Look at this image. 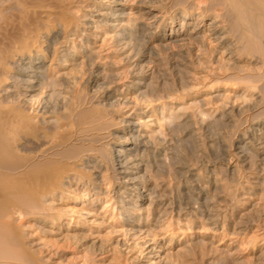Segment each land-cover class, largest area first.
Returning <instances> with one entry per match:
<instances>
[{
  "label": "rangeland",
  "instance_id": "1",
  "mask_svg": "<svg viewBox=\"0 0 264 264\" xmlns=\"http://www.w3.org/2000/svg\"><path fill=\"white\" fill-rule=\"evenodd\" d=\"M8 1L2 40L46 26L53 33L40 34L44 62L0 68V134L25 141H6L14 159L5 166L20 164L24 179L38 166H61L64 178L60 190L19 205L15 227L27 254L4 239L3 252L19 259L0 263L264 264V61L244 50L231 57L203 37L177 44L169 33L161 41L163 28L146 35L157 20L142 17L133 0L119 9L98 0ZM148 3L167 21L175 13L176 0ZM181 14L176 29L192 30L198 11L189 27ZM125 140L134 142L128 158L138 166L129 169L138 171L130 186L114 160Z\"/></svg>",
  "mask_w": 264,
  "mask_h": 264
},
{
  "label": "bare ground",
  "instance_id": "2",
  "mask_svg": "<svg viewBox=\"0 0 264 264\" xmlns=\"http://www.w3.org/2000/svg\"><path fill=\"white\" fill-rule=\"evenodd\" d=\"M4 1L6 0H0V21L4 23L5 19L7 20V16L5 15V11L6 10H10L13 6L10 5L8 6L6 9L3 8L2 4L4 3ZM8 1V0H7ZM10 1V0H9ZM8 1V3H9ZM51 1V0H50ZM96 1V0H95ZM124 0H98L96 1L97 5H99V7H112L113 9H119L122 6ZM134 2H138L139 5L141 6L140 9V15H142V17L144 18H148V17H152L155 20H157V23L155 25L149 24L146 26L147 29V33L146 35L152 34L158 30H161L162 28L165 30V35L163 36V38H161V41H166L167 40V35L170 34L171 36V40L173 42H177V44H179V42H183L185 40V36L190 37L194 40H201V38H205L204 41H206L207 39L209 40H213L216 42V44H218L221 47H226L227 51H229V53L231 54V57H233L234 55H236V53L239 50H244L242 51L245 52H251L252 54L257 56V60L258 62L264 61V0H176V7H175V13L173 16H171L170 20L167 21V18L165 15H163L162 13L155 11L154 7L149 4L148 2L151 0H133ZM58 2V1H55ZM7 3V2H6ZM28 3H30L28 1ZM111 3V4H110ZM162 4V3H161ZM51 5V4H50ZM82 5V4H81ZM83 6V5H82ZM18 9V8H17ZM22 9V8H21ZM19 10L18 14H13L15 16H19V13L22 14L20 11L23 10ZM108 9V8H107ZM217 9H220V12L215 13V16H213L212 18H208L209 15H211L214 11H216ZM14 10V8H13ZM26 11V10H25ZM75 11V10H74ZM198 11V18L197 20L194 22V27L192 28V30L186 31L184 29H176V27L174 26V17L177 16L178 14L180 15V13H182V25L184 26H190L192 25V16L193 14ZM16 9H15V13H16ZM13 13V11H12ZM33 13V12H32ZM101 13V12H100ZM103 13V12H102ZM6 14L8 15V13L6 12ZM11 14V13H9ZM25 14V13H24ZM105 14V12H104ZM12 15V14H11ZM10 15V16H11ZM27 15V14H26ZM33 17L34 15L31 14ZM45 15V14H44ZM48 15V14H47ZM99 15V14H98ZM8 15V17H10ZM21 16V15H20ZM24 16V15H22ZM21 16V17H22ZM28 16V15H27ZM114 16V15H113ZM12 17V16H11ZM10 17V20H12ZM14 17V16H13ZM26 17V16H24ZM23 17V18H24ZM17 18V17H15ZM15 18L13 19L14 21H17V19L15 20ZM47 18V17H46ZM53 18V16H51V19ZM22 19V18H21ZM28 19V18H26ZM30 19V18H29ZM77 19V18H76ZM20 20V18H19ZM18 20V21H19ZM44 20V19H43ZM79 20V19H78ZM9 21V20H8ZM23 21V20H22ZM91 21H94V19H91ZM143 21V20H142ZM47 22V21H46ZM72 22V20H71ZM145 22V21H144ZM5 23H7L5 21ZM9 23V22H8ZM12 23V21H11ZM17 24V23H16ZM15 24V25H16ZM23 24V23H22ZM29 24V23H28ZM64 24V23H63ZM67 24V22H66ZM71 24V23H69ZM3 25V24H2ZM11 25V24H10ZM120 25H126L125 22H121ZM5 26H7V24H5ZM13 26V25H12ZM21 26V25H20ZM44 26V25H43ZM57 26V25H56ZM63 26V25H62ZM65 26V25H64ZM10 27V26H9ZM27 27V26H26ZM161 27V28H160ZM29 28V27H28ZM42 28V27H41ZM52 28V27H51ZM69 28V27H68ZM15 29V28H14ZM27 29V28H26ZM2 30V29H1ZM33 30V29H32ZM35 30V29H34ZM58 30V29H57ZM62 31V29H60ZM10 31V30H9ZM13 31V30H12ZM25 31V30H24ZM30 32V30L26 31ZM52 30L48 29L47 26L43 29V31H41L42 35L44 34V36H49L51 34ZM60 32V31H59ZM25 33V34H26ZM41 33H38L35 31V33L32 31V34L30 32V34L28 33L27 36H25V38H20L18 42H13L11 41V43L9 42L11 39H13L14 37H12L11 39L7 41L6 39L2 40L1 39V45L0 46H5L4 42H6V47L5 48H1L0 52L2 53L1 55H3L0 59V68H4L7 67V65L9 64H13L16 63V61L18 60L23 61V60H28L29 58L35 57L39 62L38 63H42L45 61L46 57H44V52H42L41 49V45H40V37H41ZM53 33V32H52ZM74 33V32H73ZM2 34V33H1ZM24 34V35H25ZM1 36V35H0ZM6 36V35H5ZM4 37V36H2ZM9 37V36H6ZM10 38V37H9ZM202 38V39H203ZM43 39V38H42ZM188 39V38H186ZM44 40V39H43ZM4 41V42H3ZM212 41V42H213ZM199 42V41H198ZM16 43H18V45H15ZM206 43V42H205ZM14 44V46H13ZM47 44V43H46ZM203 44V43H202ZM161 45V44H160ZM127 47V46H126ZM155 47V46H154ZM190 47V46H188ZM184 49V48H183ZM214 49V48H213ZM3 50V51H2ZM44 50V49H43ZM213 51V50H212ZM200 53V52H199ZM218 53V52H217ZM227 53V52H226ZM240 53V52H239ZM239 53H237L239 55ZM241 53V55H242ZM246 53V52H245ZM224 54V53H223ZM225 55V54H224ZM250 55V54H249ZM253 56V57H256ZM243 57V56H242ZM54 58V57H53ZM35 59V60H36ZM163 59V57H162ZM255 59V58H254ZM234 61V60H233ZM257 62V63H258ZM31 64V63H30ZM233 64V63H232ZM262 65L264 63H261ZM50 65V64H49ZM260 65V67L262 66ZM11 66V65H10ZM12 67V66H11ZM36 67V66H35ZM163 68V67H162ZM236 68V67H235ZM8 69V68H7ZM30 69V68H29ZM262 69V68H261ZM214 70V69H213ZM31 71V70H30ZM35 71V70H34ZM5 72V71H4ZM26 72V70H25ZM254 72V71H253ZM35 73V72H34ZM33 73V75H34ZM216 73V72H215ZM220 73V72H219ZM32 75V74H31ZM48 75V74H47ZM1 76V75H0ZM35 76V75H34ZM247 77V76H246ZM255 77V76H254ZM258 77V76H257ZM264 77V75H263ZM35 78V77H34ZM45 78V77H44ZM244 78V77H243ZM253 78V77H252ZM261 78V77H258ZM257 79V78H256ZM6 80V79H5ZM8 80V79H7ZM237 81V79H236ZM32 82V81H31ZM240 82V81H239ZM3 83V82H2ZM24 83V82H23ZM28 83V82H27ZM30 83V81H29ZM48 83V82H47ZM249 83V82H248ZM31 84V83H30ZM253 84V83H252ZM259 84V83H258ZM2 85V84H1ZM251 85V84H250ZM264 86V85H263ZM33 87V86H32ZM44 87V86H43ZM253 86H250V88ZM255 88V87H254ZM259 88V87H258ZM251 90V89H250ZM253 90V88H252ZM258 92V91H257ZM22 100V99H21ZM27 100V99H26ZM261 101V100H260ZM22 103V102H21ZM259 105V104H258ZM2 109V107L0 106V110ZM3 109H5V107H3ZM2 109V110H3ZM2 112H0L1 114ZM12 113V112H11ZM3 115V114H2ZM8 115V114H7ZM6 115V116H7ZM12 115V114H11ZM26 116V115H25ZM16 118V117H15ZM20 118V117H19ZM21 118H23V116L21 115ZM20 118V119H21ZM33 120V119H32ZM20 121V120H19ZM23 121V120H22ZM29 121V120H28ZM27 121V122H28ZM34 121V120H33ZM262 121V120H261ZM25 121V123H27ZM46 122V121H45ZM134 122V121H133ZM142 122V121H141ZM23 123V122H22ZM21 123V124H22ZM95 123V122H94ZM3 124V123H2ZM32 124V123H31ZM132 124V123H131ZM134 126H137V124H133ZM17 125H15L14 127H16ZM19 126V125H18ZM4 127V125H3ZM33 127V126H32ZM19 128V127H18ZM16 128V129H18ZM32 129V128H31ZM259 129V128H258ZM5 130V128H4ZM14 129H12L13 131ZM19 130V129H18ZM28 130V129H27ZM26 130V131H27ZM30 130V128H29ZM28 130V132H29ZM139 130V129H138ZM3 131V128H2ZM17 131V130H15ZM14 131V132H15ZM137 131V130H136ZM263 131V130H262ZM6 132V131H5ZM13 132V133H14ZM19 132V131H18ZM4 133V132H3ZM26 133V132H25ZM262 133V132H261ZM19 134V133H18ZM140 134V133H139ZM138 134V135H139ZM24 135V134H23ZM26 135V134H25ZM28 135V134H27ZM32 135V134H31ZM260 135V133H259ZM263 135V134H262ZM132 136V135H131ZM143 136V135H142ZM261 136V135H260ZM264 136V135H263ZM262 136V137H263ZM23 137V136H22ZM20 137L19 135H17V133L12 134V132L10 134H0V262L3 259H11L12 258H18V257H11L14 256L15 254H13L14 252L10 253L8 250L6 252H3L2 246H4V244H8L9 242H7L4 239H11L13 238V240L11 239L12 242H14L15 240H17L16 242H14L16 245V243L18 241H20L19 243H21V247L23 249V253L27 254L28 249L24 246V243H22V235H19V226L15 227L17 225H15L17 223L16 221V213L17 212H21V208L27 203H24L25 201L30 202L33 204V202H38L42 197V195H48L51 194L53 191L57 190L60 185H59V181L60 179L64 178L63 177V170H60L58 166V168H50V167H39L40 170H38L37 173H30L29 171L32 168H29L30 170L27 171L29 175V177L27 178H21V175H23L24 173L20 172V176L17 174V170L19 165H17V170L14 167H6V161H10L12 154L11 150L9 149V147L7 146L6 141H9L10 143H13L16 147H18L19 145L21 146L25 141H23V138ZM141 138V137H140ZM144 138V137H143ZM128 139V138H127ZM25 140V139H24ZM130 140V138H129ZM138 140V138H137ZM126 144L125 147L122 149H117L118 153L115 156V163L117 165V178L120 180V183L130 186L132 184L137 183V177H134L131 175V173H138V171L136 172H130L129 169L132 168H137L138 166L136 164L132 165V161L133 159L128 158V156L133 155L135 147H133L131 145V141L125 140ZM50 143V142H49ZM48 143V144H49ZM66 143V142H65ZM134 143V142H133ZM132 143V144H133ZM140 143V142H139ZM260 143V142H259ZM264 143V142H262ZM55 144V143H54ZM138 144V142L136 143ZM12 145V144H11ZM62 145V144H61ZM60 145V146H61ZM14 146V147H15ZM47 146V145H46ZM49 146V145H48ZM54 146V145H53ZM52 146V147H53ZM56 146V145H55ZM262 147V146H261ZM56 148V147H55ZM54 148V149H55ZM264 150V146L262 147ZM20 149V148H19ZM51 150V149H49ZM48 150V151H49ZM13 152V150H12ZM21 152V151H20ZM43 152V151H42ZM17 153H18V149H17ZM45 153V152H44ZM250 153V152H249ZM39 154V153H38ZM56 154V153H55ZM14 155V154H13ZM20 155V154H19ZM58 155V154H57ZM135 156V155H133ZM18 158V157H17ZM30 158V157H29ZM12 159H14V157H12ZM11 159V160H12ZM19 159V158H18ZM33 159V158H32ZM57 159V158H56ZM88 159V158H87ZM21 160V159H20ZM19 160V161H20ZM25 160V159H24ZM31 159H29L30 162ZM83 160V157H82ZM26 161V160H25ZM5 162V164H3ZM13 162V161H12ZM10 162V163H12ZM58 162V161H57ZM24 163V162H23ZM28 163V162H27ZM136 163V162H135ZM74 164V163H73ZM77 164V163H76ZM12 165H14L12 163ZM27 165V164H26ZM42 165V163H41ZM238 165V164H237ZM10 166V165H9ZM25 166V165H24ZM21 167L23 168V166L21 165ZM28 169V168H27ZM26 169V170H27ZM20 170V168H19ZM21 171V170H20ZM32 171V170H31ZM30 171V172H31ZM98 171V170H97ZM65 172V171H64ZM66 173V172H65ZM26 174V173H25ZM100 174V173H99ZM98 172H96L95 174V178H99ZM67 176V175H66ZM243 177V176H242ZM244 179V178H242ZM260 182V181H259ZM258 181H256L255 183H259ZM133 187V186H132ZM138 188V187H137ZM61 188H59L60 190ZM56 194V193H55ZM41 195V197H39ZM54 195V194H53ZM138 195L139 197L136 198L137 200H144L146 198V194L144 193V191H138ZM43 196V197H44ZM230 196V195H229ZM46 197V196H45ZM44 197V198H45ZM49 197V196H48ZM39 199V200H38ZM132 199V198H131ZM136 200V201H137ZM24 203L22 204L21 203ZM36 204V203H35ZM131 204H135V206H137L136 202H132ZM22 206L21 208L19 207ZM28 205V204H27ZM41 205V204H40ZM256 205V204H255ZM34 206V205H33ZM32 206V207H33ZM253 206V205H252ZM40 207V206H39ZM123 207H127V208H134V206L131 205H123ZM264 207V206H263ZM38 208V207H37ZM24 209V207L22 208ZM30 209V208H29ZM31 209H35V208H31ZM39 209V208H38ZM264 209V208H263ZM41 210V209H40ZM38 211V210H37ZM16 221V223H15ZM243 221V220H242ZM242 221L240 220V222L242 223ZM248 221V220H247ZM250 223V222H249ZM245 226V229L248 227V222H243ZM139 229L138 231H142L145 227V223L139 224ZM238 227V226H237ZM242 228V227H241ZM17 229V230H16ZM241 230V229H240ZM20 233V232H19ZM232 235V234H231ZM263 237V236H262ZM261 237V238H262ZM259 238V237H258ZM257 238V239H258ZM15 239V240H14ZM5 242V243H4ZM24 242V240H23ZM18 243V245H19ZM6 244V245H7ZM5 247L7 248L8 246ZM13 248V247H11ZM5 249V248H4ZM8 249V248H7ZM10 250V249H9ZM12 251V250H11ZM30 252V251H29ZM28 252V255H29ZM13 254V255H10ZM24 254V256H25ZM32 254V253H31ZM30 254V255H31ZM17 255V254H16ZM29 255V256H30ZM27 256V255H26ZM27 258L29 259V257L27 256ZM19 259V258H18ZM17 260V259H16ZM4 261V260H3ZM6 261V260H5ZM39 261V260H37ZM16 262V261H15ZM11 263V262H10ZM3 264V263H0ZM13 264V263H11ZM35 264H36V260H35Z\"/></svg>",
  "mask_w": 264,
  "mask_h": 264
}]
</instances>
